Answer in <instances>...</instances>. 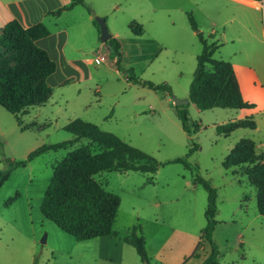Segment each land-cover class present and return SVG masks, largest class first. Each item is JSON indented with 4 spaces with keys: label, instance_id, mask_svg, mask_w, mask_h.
I'll use <instances>...</instances> for the list:
<instances>
[{
    "label": "rangeland",
    "instance_id": "374dc122",
    "mask_svg": "<svg viewBox=\"0 0 264 264\" xmlns=\"http://www.w3.org/2000/svg\"><path fill=\"white\" fill-rule=\"evenodd\" d=\"M82 1L85 6L75 4L58 14L52 12L59 7L50 9L38 21L52 39L63 30L60 33L66 36L63 51L66 57L77 61L80 75L76 80L58 84L53 76L46 82L50 86L48 97L40 105L25 108L17 116L19 123L0 106V171L7 168L9 161L23 160L31 150L43 144L70 139L71 135L62 127L80 118L160 163L158 176L139 171L134 174L102 171L95 176L94 180L119 197L115 228L127 225L130 231L132 226H137L136 233L139 231L144 238L145 247L141 220L136 218L139 215L144 221L149 250H155L168 238L160 251L161 259L173 263L189 255L200 240L201 244L186 264L203 262L209 252L208 242L201 237L207 201L202 186L192 183L195 174L215 191L211 241L216 250V264H264V219L256 210L255 186L247 179L253 164L238 163L227 169L221 165L240 138L250 139L252 153L264 159V36L259 32L255 36L248 35L237 23V14L226 24L219 25L234 12L226 0L216 6L223 9L218 23L213 25L199 16L198 7L186 2L180 3L181 7L167 8L151 7L141 0L138 3L134 0ZM204 1L207 8L201 10L213 14L216 9L211 3L214 1ZM262 9L245 7L240 11V19L252 17L257 27L264 17ZM186 13L192 15L195 29L190 28ZM87 15L90 22L85 19ZM93 16L102 17L108 32L116 34L121 43L119 71L112 63L114 53L108 41L100 43L98 40V25ZM210 27L218 34L211 57L231 64L241 86V96L253 105L251 108L200 109L189 101L184 105L172 104L171 96L188 97L195 56L201 48L196 31L205 38ZM225 28H231L237 37L221 44L219 39ZM38 47L49 54L44 47ZM94 53L103 60L86 64L85 58H92ZM56 64L61 73L59 63ZM127 69L140 80L166 85L168 91L127 83ZM178 108L187 111L190 128L195 123L199 125L190 136L180 127L176 116ZM246 114L257 121V130L237 128L228 135L216 134V125L235 121ZM83 143L80 141L71 147ZM192 144L196 148L187 155ZM63 156V149L44 152L24 167L11 170L0 185V264H151L147 253L148 260L142 261L129 244L124 246L119 263L100 259L92 240L76 241L41 215L38 205L43 190L53 166ZM176 158L189 168L179 162H169ZM146 180H151L153 185H142ZM15 193L17 197L6 204ZM243 203L249 218L252 215L256 218L252 226L241 231L238 222H231L240 211L232 217L231 213ZM132 208L134 212L130 211ZM154 217L157 222L152 221ZM165 226L186 234L177 239L170 236ZM193 235L199 238L191 243Z\"/></svg>",
    "mask_w": 264,
    "mask_h": 264
},
{
    "label": "trees",
    "instance_id": "16d2710c",
    "mask_svg": "<svg viewBox=\"0 0 264 264\" xmlns=\"http://www.w3.org/2000/svg\"><path fill=\"white\" fill-rule=\"evenodd\" d=\"M75 4L85 6L82 0H71L70 4L61 6L52 13L58 14ZM186 17L190 28L195 29L192 15L186 13ZM196 33L201 48L195 56V67L188 85L189 102L200 109L251 108L253 105L241 96L231 64L211 57L216 49L215 42L203 38L199 31ZM47 35L48 30L42 23L37 22L28 27H22L15 19L6 22L0 31V47L7 54L0 56V106L12 114L18 123L17 116L25 108L42 104L50 93V86L45 79L54 71L55 63L44 49L34 43L36 39ZM107 41L114 53V64L119 71L121 68L119 43L112 36ZM206 66L209 68L207 69ZM126 71L127 82L152 90L168 91L166 85H153L149 81L136 78L130 69ZM176 116L181 129L188 136L198 129L199 125L196 123L190 128L185 109L178 108ZM237 128L254 129L255 123L251 116H245L214 127L216 134L222 135H228ZM62 129L72 137L53 144H43L31 150L23 160L9 161L7 168L0 171V185L7 179L11 170L24 167L34 157L49 150L67 149L79 139H86V143L67 151L55 163L38 208L44 218L76 241L115 235L112 224L119 206V197L103 189L92 175L99 171L123 170L153 173L160 163L120 140L114 134L101 130L80 118L68 121ZM94 147L98 150H94ZM195 148L196 145L192 144L187 155ZM252 150V141L240 138L223 158L221 165L227 169L238 163L253 164L247 179L255 186L256 210L264 219V159L261 155H254ZM169 162H179L189 168L187 163L179 158ZM191 180L206 191L207 203L203 211L205 225L201 237L208 242L209 252L200 264H216V250L211 241V233L215 225V191L198 175H192ZM16 197L17 193L8 198L5 203H10ZM136 231L137 226H132L130 231L120 239L134 248L140 260L147 261L144 238L139 231V234ZM200 244L201 241L198 240L194 250L184 260L193 257Z\"/></svg>",
    "mask_w": 264,
    "mask_h": 264
},
{
    "label": "crops",
    "instance_id": "0c3cea01",
    "mask_svg": "<svg viewBox=\"0 0 264 264\" xmlns=\"http://www.w3.org/2000/svg\"><path fill=\"white\" fill-rule=\"evenodd\" d=\"M139 1L140 0H134L135 3H138ZM141 1H144L146 3V5H150L151 7H153V6L164 7L165 6L167 8L168 7H174L175 5H179V7H181L180 5H183V4H180V3L186 2L189 5H192L193 7H198L199 16H201L205 19H208V21H211L212 25L218 23L217 21H218L219 14L222 12V9H223L222 6H220V8H221L220 10H219V8L217 9V7H216V6H219L218 4H220L221 0H213L214 2L211 3L213 6H215V9H216L213 14H210L207 11L201 10V9H203V7H204V9L207 8V3L205 1L202 2V0H198V3L195 2V0H141ZM226 1L232 5L231 10L234 12H232V14H231L232 16L230 18H225V20H221L219 22V25L226 24V22H228V20L233 19L235 17L234 15L237 14L239 16L237 23L241 26V28L248 35L255 36L256 33L259 32L264 36V17L262 18V21L258 24L257 27H255L254 19L252 17L246 16V17H243L242 20L240 19V15H241L240 11L245 9V7H248V8L254 9V10H259L260 7H262L263 8L262 13H264V0H226ZM70 2H71V0H0V31L3 27V25L6 22L10 21L11 19H15L16 21H18V23L22 27H28L30 25H33L34 23H37L38 21H40L48 10L56 9L57 7L67 5ZM243 13L244 12H242V14ZM85 19L90 22V16L89 15H87L85 17ZM62 32H63V30H60L57 33L58 36L56 35V37L54 39H52L51 35H47L45 37L38 38L34 41V43L37 46L39 45L41 47H44L48 51V53H49L48 56L50 57V59H54L55 62L57 61L56 63H59V65L61 67L60 72L62 74L59 73V70L57 69V64L55 63L56 64L55 69L50 75H48L46 77V79H45L46 82L47 81L49 82V80L53 76L55 78L53 80H55V83L58 84V83H62L64 81H67L70 79H71V81L73 79L76 80V78L78 79L79 75H80L79 69L76 67V65H78V64L75 63L77 61L65 56L66 54L63 51V43H65V41H66V36L63 37L61 35ZM235 35L236 34L233 33L231 28H225L221 32V35H220L221 38L219 37L220 38L219 40H221V44L227 40L232 41L234 38L237 37ZM111 36H113L118 41L119 49H120L121 43L119 42L117 35L111 34ZM216 36L218 38V34L216 35V30H214L212 27H210L206 31L205 39H207L208 41H214L215 44L217 45ZM49 38H50V41H49ZM1 55L5 56L7 54H5L3 49L0 47V56ZM112 63L114 64V58L112 60ZM114 66H115V64H114ZM234 73H235V70H234ZM236 79L238 82V86L240 88L241 86H240V83L238 81L237 76H236ZM127 83L132 84L131 82H127ZM240 90H241V88H240ZM241 94H242V91H241ZM242 116L243 115L238 116L239 117L238 119H242L241 118ZM245 116H251L253 119L252 115L246 114ZM245 116H243V118ZM253 120L255 123V128L253 131H255V130H257V121L255 119H253ZM80 141L86 143L87 140L86 139H79L78 141L72 143V145H75ZM262 142H264V140ZM75 147H77V146H75ZM75 147L69 146L67 149H63L64 155L67 151H69ZM49 151H51V150H49ZM263 152H264V148H263ZM158 170H159V168L156 169L155 172H153L151 174H153V176H158ZM99 172H102V171H99ZM99 172L92 175L93 179L95 178V176ZM114 172H119V173L123 172V173L134 174V173H137L138 171L123 170V171H114ZM144 174L150 175V173H144ZM95 181L103 189H105L106 191H109L106 188H104L103 184L98 182V180H95ZM104 183H106V182L104 181ZM142 185H153V182H151V180L150 181L146 180L145 182L142 183ZM119 206H120V203H119ZM119 206H118V209L116 211L114 222L112 224V230L115 233V235H111V234L110 235H103V236L95 237L92 239H88L89 241L92 240V242H94L95 249H96V256L98 258L103 259V260H107L110 262H116V263H119L120 260L122 259L123 255H124V251H125L124 246L127 245L126 243H124L120 239V237L123 235H126L129 232V228H130V226H127V225L120 228V229L115 228V221L117 220V214H118L119 209H120ZM130 211L134 212V208H132ZM233 211L234 212L231 213V217L234 216L236 212L240 211V214L237 215L236 217H234V219L231 220V222H233V223L238 222V224L241 228V231H243L245 228L252 226L253 220L256 218L255 217L256 215H252V217L249 218V215L247 213V209H246L244 203L241 204L240 207L235 208ZM244 217H245V219H243ZM136 218H139L141 220L140 221L141 224H139V225H140V228L142 229L143 235L145 237V250H146V253L148 254V256L151 257V264H186L188 262L189 258L186 260H184V259L186 257H188L189 255L182 256L183 258L180 257L178 260H176L173 263L166 261L163 257H162L163 259H161L159 257V255L161 253L160 251L163 249L164 244L168 239L167 237L160 242L159 246L155 250L154 249L149 250L148 246H147V237H146V229L144 226V221L142 222V218L139 217V215ZM152 221L157 222L155 217L152 219ZM243 221H244V223H243ZM165 228L169 230L170 236H173V237L175 236V237H177V239L179 238L180 235L186 234V232L178 231L176 229L169 228L167 226H165ZM177 233H179V234H177ZM183 236H185V235H183ZM198 238H199L198 236L193 235V239H192L191 243H193L194 240L198 239ZM84 241H86V240H84ZM189 254H190V252H189ZM132 260L135 262L134 259H132Z\"/></svg>",
    "mask_w": 264,
    "mask_h": 264
},
{
    "label": "water",
    "instance_id": "95a60500",
    "mask_svg": "<svg viewBox=\"0 0 264 264\" xmlns=\"http://www.w3.org/2000/svg\"><path fill=\"white\" fill-rule=\"evenodd\" d=\"M91 15H93V12L91 11L90 12ZM97 25H98V40L100 43H104L106 42L110 37H111V34L108 32L107 28H106V25H105V22H104V19L102 17H99V16H93ZM171 101H172V104L174 106H178V105H184V104H187L188 103V99H178L176 98L175 96H171ZM143 264H147L146 262H143Z\"/></svg>",
    "mask_w": 264,
    "mask_h": 264
},
{
    "label": "built area",
    "instance_id": "2783aa9c",
    "mask_svg": "<svg viewBox=\"0 0 264 264\" xmlns=\"http://www.w3.org/2000/svg\"><path fill=\"white\" fill-rule=\"evenodd\" d=\"M103 60L102 56L101 55H98L97 53H94L93 54V57L92 58H85L84 62L87 64V63H99Z\"/></svg>",
    "mask_w": 264,
    "mask_h": 264
}]
</instances>
